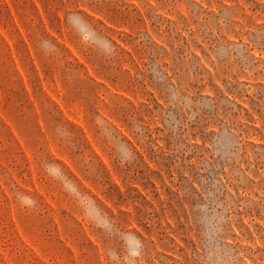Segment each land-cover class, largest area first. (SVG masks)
<instances>
[{
    "label": "rangeland",
    "instance_id": "1",
    "mask_svg": "<svg viewBox=\"0 0 264 264\" xmlns=\"http://www.w3.org/2000/svg\"><path fill=\"white\" fill-rule=\"evenodd\" d=\"M0 264H264V0H0Z\"/></svg>",
    "mask_w": 264,
    "mask_h": 264
}]
</instances>
